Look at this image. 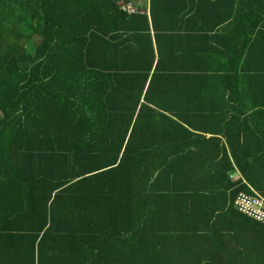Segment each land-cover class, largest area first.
<instances>
[{"label":"trees","instance_id":"1","mask_svg":"<svg viewBox=\"0 0 264 264\" xmlns=\"http://www.w3.org/2000/svg\"><path fill=\"white\" fill-rule=\"evenodd\" d=\"M237 5L226 35L192 28ZM150 8L0 0V264L199 263L198 239L150 219L238 214L235 169L264 197V158L232 141L264 112V0Z\"/></svg>","mask_w":264,"mask_h":264},{"label":"crops","instance_id":"2","mask_svg":"<svg viewBox=\"0 0 264 264\" xmlns=\"http://www.w3.org/2000/svg\"><path fill=\"white\" fill-rule=\"evenodd\" d=\"M137 4L141 7L142 12L147 11L150 14V0H143L142 3ZM180 10L182 8H175L176 16H179ZM199 14L200 19L192 28L219 29L222 35H226L227 30L238 28V24L234 23V16H238V14L247 16L248 8H238V5L236 8H205V10L202 8ZM220 23H222L221 26ZM188 26L190 28V23ZM214 106L225 108V106L221 107L220 102H218V106ZM259 111L251 112L247 118H240L236 122L241 130H244V132L237 133L234 129L232 136L234 147H238L237 152L241 156L264 158V112ZM219 139L220 145L228 148L227 138L219 136ZM247 172L257 183V186L264 187V164L247 169ZM230 178L233 182L242 183L250 189H255L254 185L249 183L238 169H235ZM227 193L230 195V191ZM191 215L183 218L177 215L169 217L159 215L150 220L153 223L168 221L169 227L185 228L188 231L185 232V235L193 240H199V248H195L193 242L188 241L185 237L189 248L190 246L194 248L186 251L202 253L206 255V258L211 259L199 263L192 262V264H264V226L240 213L213 216ZM169 227H167L168 231ZM160 228H162V224H152V230L157 233L160 232L158 230Z\"/></svg>","mask_w":264,"mask_h":264},{"label":"built area","instance_id":"3","mask_svg":"<svg viewBox=\"0 0 264 264\" xmlns=\"http://www.w3.org/2000/svg\"><path fill=\"white\" fill-rule=\"evenodd\" d=\"M122 10L129 13H137L138 8L130 3H120ZM233 177V176H232ZM252 190V193L240 192L234 201L236 211L259 225L264 226V197L257 191Z\"/></svg>","mask_w":264,"mask_h":264},{"label":"rangeland","instance_id":"4","mask_svg":"<svg viewBox=\"0 0 264 264\" xmlns=\"http://www.w3.org/2000/svg\"><path fill=\"white\" fill-rule=\"evenodd\" d=\"M137 3H142L143 0H135ZM146 1V0H145Z\"/></svg>","mask_w":264,"mask_h":264}]
</instances>
